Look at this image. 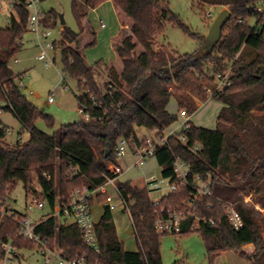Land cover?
Instances as JSON below:
<instances>
[{
  "label": "trees",
  "instance_id": "16d2710c",
  "mask_svg": "<svg viewBox=\"0 0 264 264\" xmlns=\"http://www.w3.org/2000/svg\"><path fill=\"white\" fill-rule=\"evenodd\" d=\"M107 1L113 3L120 21L130 30L114 46L122 69L117 71L103 61L87 63L81 46L87 31L85 16L74 3L79 31L62 26L61 40L55 42V48H60L63 73L77 81L79 108L85 105L93 118L63 125L58 135L50 136L36 128L39 119L50 128L56 123L26 98L20 85L22 74L9 68L23 49L29 11L17 3L16 16H11L6 27H0V100L3 110L13 107L22 129L30 134L26 142H22L21 132L10 143L7 127L0 119V261L3 242H10L17 251L36 248L21 235L19 220L26 215L7 206L9 195L19 183L29 191L37 181L54 209L57 197L65 201L77 189H96L104 183L106 165L114 161L120 139L137 138L136 128L163 134L176 123L178 115L168 111L173 98L179 111L186 110L189 115L198 110L199 103L213 98L223 105L216 129L189 122V130L169 136L167 144L157 150L156 160L164 177H172L174 157L180 156L194 174L211 180L213 196L202 203V215L215 223L198 230L211 262L231 251L249 264H264V215L245 202V197H252L264 209V0H195L201 6L227 8L231 19L213 51L205 53L201 48L194 54L157 46L168 23L190 32L167 0H86V4L97 9ZM251 20H255L254 25ZM58 21L54 10L46 12L47 27H56ZM87 32L92 37L88 46H95V29ZM208 66L212 72L206 70ZM226 73L229 84L218 88V75ZM110 85L117 90L115 97L103 91ZM182 136L187 137L186 145L180 141ZM195 146L198 151L193 150ZM120 187L130 205L137 251L125 249L107 206L95 225L98 251L84 242L76 223H61L57 217L41 221L36 233L50 247L61 248L68 259L85 258L89 264H163L161 240L165 234L155 229L158 207L145 187L130 181ZM180 199L179 195L170 196L164 204L175 207ZM96 200L103 203L106 196L97 195ZM227 203L233 204L243 220L244 227L238 231L225 212ZM191 223L174 235L193 232ZM249 245L254 247L252 252L246 251Z\"/></svg>",
  "mask_w": 264,
  "mask_h": 264
},
{
  "label": "rangeland",
  "instance_id": "374dc122",
  "mask_svg": "<svg viewBox=\"0 0 264 264\" xmlns=\"http://www.w3.org/2000/svg\"><path fill=\"white\" fill-rule=\"evenodd\" d=\"M167 1L171 10L179 16L190 32H186L179 25L168 23L166 25V33L157 39V46H166L180 54L198 53L203 48L215 19L227 8L201 6L195 0ZM74 3L77 4L80 13L85 15L86 19L91 22V26L97 34V44L95 46H88L92 40L88 32L84 33L81 40L82 50L85 52L88 62L94 64L99 60H103L108 64L118 66L121 61L115 53L114 44L118 39L114 41V36L120 33L121 24L118 13L111 1L106 2L105 5L97 9H90L86 4V0H46L42 6L45 11L54 10L57 15H63L65 25L78 32L79 27L73 12ZM208 13H212L214 17L212 19L208 18ZM12 15H15V13L11 9H7L5 12L0 11L1 28L9 24ZM250 23L254 25L255 20H251ZM102 24H105V26L103 27ZM51 30L53 32L52 40L59 43L62 30L60 21ZM191 33L198 34L201 38L195 39ZM23 38V49L15 57L19 62L15 63L13 59L10 62V66L15 74L25 75L24 85L26 87H22V91L26 98L42 112L52 116L56 123L54 128H50L44 119H39L36 123V128L50 136L58 135L61 126L83 119L76 97L79 93L77 81L63 73L60 48L55 51H48L49 58L52 60L55 58V61L49 66H45L43 62L37 59L39 49L36 43L33 42V35L26 32ZM206 70L212 72L210 66L206 67ZM50 97H53L52 103L49 102ZM168 108L172 113L179 114L174 98ZM221 108V102L209 98L199 104L198 110L193 115H190L191 120L197 127L216 129L217 116ZM0 118L10 129V135L7 137L8 142L14 143L21 132L22 142H26L29 139V132L22 129L21 122L12 111L3 110ZM180 124L181 120L179 118L172 125L171 130L179 129ZM136 135L138 138H143L148 135V131L145 128H136ZM135 162L136 160L131 153L127 154L123 159L122 165L125 171L120 177L121 181L129 180L133 185L144 187L147 180L153 175H157L160 180L162 179V168L156 159L149 160L145 167L139 169L133 168ZM33 187L36 192L34 190L26 191L23 184L19 183L9 195L7 206L11 211L27 215L33 224H38L47 218L50 213V207L49 205L44 208L34 206L29 209L28 206L32 205L36 197L43 199L42 189L37 181L34 182ZM163 194L164 192H151L149 195L151 201L155 202ZM248 199L246 204L253 206L257 212L259 211L264 215V209L261 205L256 204L252 197ZM103 212L104 205L95 200L92 206L94 222H99ZM113 216L118 237L124 243L125 249L133 252L137 251L138 246L132 220L121 209L113 212ZM59 222L71 223L72 219L59 217ZM161 242L163 264H249L245 258L231 251L220 254L211 262L207 256L203 238L198 231H193L188 235L165 234ZM253 250L254 247L252 245L246 247L248 252ZM18 254L19 258L14 259L11 264H46L44 256L38 247L19 250ZM52 264H57L55 259H53Z\"/></svg>",
  "mask_w": 264,
  "mask_h": 264
},
{
  "label": "built area",
  "instance_id": "2783aa9c",
  "mask_svg": "<svg viewBox=\"0 0 264 264\" xmlns=\"http://www.w3.org/2000/svg\"><path fill=\"white\" fill-rule=\"evenodd\" d=\"M17 3H22L29 11L27 32L33 35L34 42L36 43L39 53L37 59L49 66L55 58L52 60L48 56L49 50H56L55 42L52 40L53 32L51 28L45 24L46 11L43 9V0H0V11L5 12L7 9H11L14 13V7ZM263 9H260L262 12ZM16 15V13H15ZM208 18L212 19L214 16L212 13H208ZM21 45H24V38L21 41ZM14 62L19 61L14 58ZM10 69L11 66H9ZM228 74H219L218 81L219 87L228 85ZM25 75H21L20 85H24ZM64 81V80H63ZM111 97H115L116 89L111 85L108 89L103 90ZM211 95V90L208 91ZM49 102H53V97H50ZM3 102L0 100V114L3 111ZM10 111L13 112V107L10 105ZM80 112L83 115V119L89 121L93 118L89 112H87L85 105H81ZM189 114L186 110L179 111L178 120L180 118L181 130H189ZM102 119V118H100ZM178 129L170 131V133L160 134L158 130L150 131V134L143 138L120 139L115 149V159L113 162L107 163V171L103 174L104 183L96 189H90L89 187H83L72 192L67 200H61L57 197L55 200V207L51 209L48 217H65L66 219H72L71 223H76L81 231L84 242L98 251V237L95 229L96 222H94L92 215L91 202L96 200L97 195L106 196L104 204L110 209L111 212H115L121 209L132 220L131 209L129 202L123 195L120 185L128 181H121L120 177L124 173V167L122 165L123 159L127 154L131 153L136 162L133 168L145 167L149 160L156 159L157 150L166 145L169 136L175 135L179 132ZM7 136L10 135V129H6ZM180 141L186 145L187 137H180ZM199 147L195 146L194 151H198ZM173 175L172 177H164L158 179L157 175L151 176L144 186L149 193L158 192L164 194L155 202L151 201L155 206L156 219L155 229L160 234H181L184 225L192 220L190 230L198 231L204 225L215 223L213 219H207L202 215V203L213 196L211 180L204 179L199 174L192 172L191 166L180 156H175L173 160ZM47 179L50 177L46 176ZM31 190H36L32 187ZM42 193V192H41ZM179 195L181 199L174 207L172 205L166 206L165 200L170 196ZM249 197H245L247 202ZM49 205L47 198L43 199L35 198L32 205H29V209L37 206L38 208H44ZM225 212L229 219L230 224L235 230H240L244 227L243 220L239 213L235 210L233 204H225ZM45 218V220L47 219ZM21 226V235L25 240L34 242L36 247L44 256L46 264H52L53 259L57 264H89L85 258L73 260L68 259L64 255V251L58 246L50 247L42 237L36 233V226L33 224L26 215L19 220ZM1 248L4 252V256L0 261V264H11L15 259L17 253L16 248L10 242L1 243Z\"/></svg>",
  "mask_w": 264,
  "mask_h": 264
},
{
  "label": "water",
  "instance_id": "95a60500",
  "mask_svg": "<svg viewBox=\"0 0 264 264\" xmlns=\"http://www.w3.org/2000/svg\"><path fill=\"white\" fill-rule=\"evenodd\" d=\"M231 19V12L228 9H224L218 17L215 19L209 35L203 45V51L205 53H210L213 51L215 46L219 43V41L222 38V33L225 25L230 21ZM59 21L62 26H65V20L63 15H59ZM110 154L109 151H107V156Z\"/></svg>",
  "mask_w": 264,
  "mask_h": 264
},
{
  "label": "crops",
  "instance_id": "0c3cea01",
  "mask_svg": "<svg viewBox=\"0 0 264 264\" xmlns=\"http://www.w3.org/2000/svg\"><path fill=\"white\" fill-rule=\"evenodd\" d=\"M46 0H44L43 1V3L45 2ZM108 2V1H107ZM106 3V2H105ZM105 3H103L102 5H105ZM112 3V2H111ZM113 4V3H112ZM102 5L100 6V7H102ZM100 7H98V8H100ZM46 12H48V11H46ZM85 16V15H84ZM83 23H84V26L86 27V29H87V31H88V29H90V28H93L92 26H91V22L88 20V19H86V16L84 17V21H83ZM120 24H121V29H120V33L116 36H114V41H115V39H118V41H116L115 42V44H117V43H119L120 41H121V39L123 38V37H125V36H127V35H129V33H130V30H129V26L126 24H124V23H122L121 21H120ZM102 26L104 27L105 26V24H102ZM94 29V28H93ZM86 31V32H87ZM120 35V36H119ZM119 36V37H118ZM33 42H34V39H33ZM97 44V43H96ZM115 44H114V46H115ZM116 53V52H115ZM117 55V54H116ZM86 56V55H85ZM86 61H87V63L89 64V65H94L95 63H97V62H95L94 64H90L89 62H88V60L86 59ZM99 61H103V60H99ZM107 66H109V67H114V68H116V70L117 71H121V69H122V63L120 62V64L118 65V66H114L113 64H108L107 62H105V61H103ZM176 104H177V102H176ZM200 104V103H199ZM177 107H178V105H177ZM222 108H223V105H222ZM221 108V109H222ZM168 111L170 112V113H172L170 110H169V108H168ZM221 111V110H220ZM220 111H219V113H220ZM178 112H179V109H178ZM172 114H175V113H172ZM218 116H219V114H218ZM218 116H217V118H218ZM1 119V118H0ZM188 121L189 122H191V123H193L192 122V120H191V116H189V119H188ZM194 124V123H193ZM7 128H9L6 124H4ZM195 125V124H194ZM216 125H217V122H216ZM172 127V126H171ZM171 127H169L167 130H166V133H170V131H172L171 130ZM180 129V128H179ZM179 129H178V131H179ZM150 134V131H148V135ZM147 135V136H148ZM146 137V136H145ZM129 181V180H128ZM94 203H95V200H94V202H93V205H94ZM103 205H104V207L106 206L105 204H104V202L102 203ZM92 205V206H93ZM104 213V212H103ZM103 215V214H102ZM58 219H59V217H57ZM17 253H18V251H17Z\"/></svg>",
  "mask_w": 264,
  "mask_h": 264
}]
</instances>
